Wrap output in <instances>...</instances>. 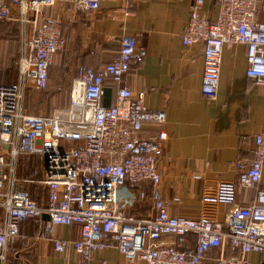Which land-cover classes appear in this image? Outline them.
Returning a JSON list of instances; mask_svg holds the SVG:
<instances>
[{
	"label": "built area",
	"instance_id": "1",
	"mask_svg": "<svg viewBox=\"0 0 264 264\" xmlns=\"http://www.w3.org/2000/svg\"><path fill=\"white\" fill-rule=\"evenodd\" d=\"M107 0H0V22L20 25L18 80L0 85V264H7L8 248L27 220L49 218L47 228H80L75 240L52 239L57 254L72 248L80 260L93 264V254L115 249L128 262L144 264H264V123L254 137L253 157L234 165V180L215 179L200 196L197 219L171 217L155 189L160 182L158 154L166 134L160 130L142 138L146 124L163 125L162 111L149 110L143 92L133 95L124 76L136 64V40L122 37L115 60L98 69L76 68L67 107L47 116H28L24 109L27 89L44 91L54 57L66 41L57 23L42 20V12L57 4L73 10L97 11ZM205 0H193L180 36L184 46L203 45L201 93L217 96L223 48H246V76L264 85V0H216L214 22L201 12ZM117 85L115 102L103 105L106 80ZM43 159L45 201L35 202L24 184H34L17 174L19 158ZM150 182L155 215L136 220L123 213L130 201L118 193L126 183ZM239 189L256 191L245 206L221 216L222 206L236 204ZM186 235L195 238L194 248L178 250ZM44 237L43 234L39 235ZM172 238L175 245L165 243ZM216 251L210 258V252ZM259 257L252 262L249 255ZM26 264V263H22ZM101 264H106L102 261Z\"/></svg>",
	"mask_w": 264,
	"mask_h": 264
},
{
	"label": "crops",
	"instance_id": "2",
	"mask_svg": "<svg viewBox=\"0 0 264 264\" xmlns=\"http://www.w3.org/2000/svg\"><path fill=\"white\" fill-rule=\"evenodd\" d=\"M193 0H107L97 11L73 10L57 4L42 12V20L57 23L65 38V49L58 53L49 69V90H60L64 78L71 89L75 73L61 69L84 65L98 69L115 60L122 37L136 40V64L123 80L133 95L143 92L149 110L162 111L163 125L146 124L142 138H151L158 131L166 134L158 154L160 182L155 188L167 205L171 217L197 219L202 190L215 179L234 180V165L253 157L254 137L264 123V85H256L246 76V48L235 45L223 48L217 96L209 100L201 93L203 45L184 46L180 36L189 18ZM202 15L214 22L218 16L216 0H205ZM264 19V18H263ZM15 59L19 53V34L15 36ZM4 43L0 40V60ZM60 54V55H59ZM0 66V85L15 81L5 76ZM117 85L105 81L103 105L115 102ZM61 109V108H60ZM57 110V109H56ZM31 184V183H30ZM154 187L150 182L126 183L119 193L120 202L130 201L123 213L143 220L155 215L151 202ZM260 190H264V167ZM256 195L254 189H239L236 204L222 206L221 216L237 206H245ZM45 196L41 204L44 203ZM48 221L27 220L20 226L19 236L8 248V264H76L79 256L72 248L57 254L52 239L75 240L80 228H46ZM44 237L40 238L39 235ZM165 243L175 245L172 238ZM195 247V238L186 235L178 250ZM212 250L210 258L215 256ZM252 262L259 257L249 255ZM144 264L128 262L115 249L93 254V264ZM204 264H214L211 259Z\"/></svg>",
	"mask_w": 264,
	"mask_h": 264
},
{
	"label": "rangeland",
	"instance_id": "3",
	"mask_svg": "<svg viewBox=\"0 0 264 264\" xmlns=\"http://www.w3.org/2000/svg\"><path fill=\"white\" fill-rule=\"evenodd\" d=\"M20 25L13 21L0 22V40L4 43L3 57L0 60V66L2 71H4L5 76H10L15 81V64L17 59H15V36L19 34ZM60 55V54H59ZM76 67L61 69V72L67 71L65 73L71 75L75 73ZM66 84L64 78L60 80V90L57 92H52L49 88L45 91H35L33 89H27L25 92V113L28 116H47L53 113L56 109H62L69 104L70 87ZM25 160V159H24ZM27 162V161H26ZM32 163L35 168L40 166V161L36 158L28 160ZM31 166L30 170L33 168ZM26 168V166L24 167ZM27 169V168H26ZM28 170V169H27ZM26 170L20 172V176L26 178ZM27 178H32L35 181L34 184H24V188L29 191L32 199L39 205L42 198L45 196V187L38 184V180L41 179L40 173L34 171L27 174ZM28 185V186H27ZM29 188V189H28Z\"/></svg>",
	"mask_w": 264,
	"mask_h": 264
},
{
	"label": "trees",
	"instance_id": "4",
	"mask_svg": "<svg viewBox=\"0 0 264 264\" xmlns=\"http://www.w3.org/2000/svg\"><path fill=\"white\" fill-rule=\"evenodd\" d=\"M17 24V23H16ZM16 38V37H15ZM19 39V38H18ZM66 46V45H65ZM77 68V67H76ZM50 69V68H49ZM48 81H49V72H48ZM48 87H49V85H48ZM48 87H47V89H48ZM47 89H45V90H47ZM44 90V91H45ZM24 100H25V98H24ZM24 109H25V106H24ZM33 158H36V159H38L39 161H40V166L38 167V168H35L34 166H33V164L32 163H29L28 162V160L30 161L31 159H33ZM25 159V160H24ZM27 161V162H26ZM43 159L42 158H40V157H37V156H29V157H23V158H19L18 159V162H17V174H18V176L20 177V178H23L24 180H27V181H33L34 179H32V178H27V177H29V176H27V174H30V173H32V172H34L35 170L36 171H38V173H40V175H41V178H42V166H43ZM26 166V168L28 169H26V168H24ZM31 166H33V168L30 170V168H31ZM24 170H26V178H24V177H21L20 176V172L21 171H24ZM40 180V179H39ZM27 184H30V183H27ZM28 186V185H27ZM29 189V188H28ZM30 191V190H29ZM31 195V194H30ZM41 204V203H40ZM47 225H48V223H47ZM47 225H46V228H47ZM7 264H8V259H7Z\"/></svg>",
	"mask_w": 264,
	"mask_h": 264
},
{
	"label": "water",
	"instance_id": "5",
	"mask_svg": "<svg viewBox=\"0 0 264 264\" xmlns=\"http://www.w3.org/2000/svg\"><path fill=\"white\" fill-rule=\"evenodd\" d=\"M42 220H44V221H49V218H48L47 215H43V216H42Z\"/></svg>",
	"mask_w": 264,
	"mask_h": 264
}]
</instances>
